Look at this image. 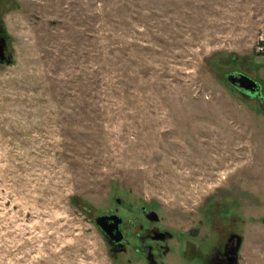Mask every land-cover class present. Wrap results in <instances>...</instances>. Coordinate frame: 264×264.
Returning a JSON list of instances; mask_svg holds the SVG:
<instances>
[{"label": "rangeland", "instance_id": "1", "mask_svg": "<svg viewBox=\"0 0 264 264\" xmlns=\"http://www.w3.org/2000/svg\"><path fill=\"white\" fill-rule=\"evenodd\" d=\"M0 32V264H149L147 212L163 264H264V109L226 80L264 94V0H0Z\"/></svg>", "mask_w": 264, "mask_h": 264}, {"label": "flooded vegetation", "instance_id": "2", "mask_svg": "<svg viewBox=\"0 0 264 264\" xmlns=\"http://www.w3.org/2000/svg\"><path fill=\"white\" fill-rule=\"evenodd\" d=\"M2 40L3 36L0 32L1 46L3 45ZM237 75H239V73H237ZM258 84L260 86L259 93L252 94V96L247 95L241 89L238 90L247 98L258 100L264 109V94L262 92V86L260 83ZM112 215L114 214L112 213L105 216L107 219L105 220L104 227L108 232H110L111 226L114 223L113 220L108 219L111 218ZM142 216L145 217L144 224H141V226L138 227V230L140 231L134 234V239L138 243L137 246H135L136 248L134 247L135 251L137 254L143 255L144 259H146L147 262L149 261V264H163L162 259L168 254L169 247L167 243L171 240L172 234L166 229H159L158 218L154 220L149 216L148 212L143 213ZM117 220L120 219L118 218ZM118 231L121 233V240L119 242H112V240L105 233H103L106 245L108 246L110 252L114 255L124 253L128 248L130 249L133 247L130 245V241L125 239L126 234L124 231L123 220L120 221L118 225ZM185 235L187 236L188 234ZM231 235L232 234H229V236L225 239V243L222 247H214L208 255L204 256L203 264H230L231 258L236 257L233 253L236 242L234 239L229 240Z\"/></svg>", "mask_w": 264, "mask_h": 264}, {"label": "water", "instance_id": "3", "mask_svg": "<svg viewBox=\"0 0 264 264\" xmlns=\"http://www.w3.org/2000/svg\"><path fill=\"white\" fill-rule=\"evenodd\" d=\"M2 44H3V40H2ZM3 45H0V63H9L10 57H8L6 59L5 55H4V48H2ZM226 80L228 81L229 84H231L233 87L238 88L243 90L247 95L252 96V94H258L259 93V84L256 83L254 80H251L250 78L239 74L237 76H235L234 74H230L228 76H226ZM149 216L151 218H153L154 220L157 218V215H154V213H150ZM107 218L106 217H101L98 218L97 220V225L100 228L101 231H103L111 240L112 242H119L121 240V233L120 231H118V225L120 223V220H117L118 218L115 216H112V218H108L113 220L114 219V223L111 226L110 232L105 230L104 224H105V220ZM235 240L236 242V246L234 248V255L236 256V253L238 251V249L240 248L241 245V239L236 236V235H231L229 237V240ZM233 262V263H232ZM237 262V256L231 258L230 260V264H236Z\"/></svg>", "mask_w": 264, "mask_h": 264}]
</instances>
